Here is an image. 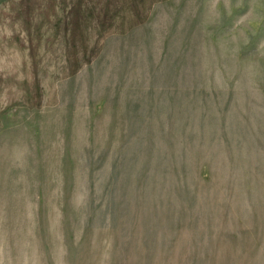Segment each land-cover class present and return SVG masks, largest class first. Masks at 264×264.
Returning a JSON list of instances; mask_svg holds the SVG:
<instances>
[{
  "label": "rangeland",
  "instance_id": "1",
  "mask_svg": "<svg viewBox=\"0 0 264 264\" xmlns=\"http://www.w3.org/2000/svg\"><path fill=\"white\" fill-rule=\"evenodd\" d=\"M0 264H264V0H0Z\"/></svg>",
  "mask_w": 264,
  "mask_h": 264
}]
</instances>
